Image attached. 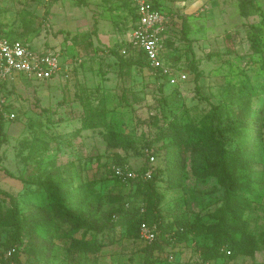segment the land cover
<instances>
[{
  "label": "rangeland",
  "instance_id": "1",
  "mask_svg": "<svg viewBox=\"0 0 264 264\" xmlns=\"http://www.w3.org/2000/svg\"><path fill=\"white\" fill-rule=\"evenodd\" d=\"M150 1L176 17L169 63L187 80L175 87L152 70H120L118 56L108 53L122 49L131 34L129 0H0V36L23 39L36 52L54 51L63 65L54 80L15 78L4 91L10 106L0 119V167L15 179L0 171V205L18 206L25 224L19 250L48 249L44 258L23 250L9 264H197L216 241L218 231L207 235L204 226L217 221L228 193L211 173H201L204 165L214 163L213 153L200 147L184 150L173 172L161 144L145 143L157 124L207 121L213 107L222 120L235 118L232 100L243 94L245 83L254 88L264 84V0ZM190 59L200 76L197 83L189 73ZM90 118L141 143L113 149L101 135L107 132L104 126L84 128ZM225 138L228 149L243 140L235 132ZM248 149L253 158L235 174L236 189L249 190L243 196L248 207L229 228L243 227L254 252L233 264H264V129ZM152 154L154 161L148 163ZM124 168H148L161 197L137 203L143 207L140 214L151 212L148 222L157 229L158 238L150 245L129 237L119 225L128 186L113 176ZM46 176L64 185L66 204L84 218L74 239H105L113 224L116 242L98 254L77 250L69 238L71 226L57 221L38 187ZM3 222L0 262L8 257L3 244L13 242L7 219ZM37 222L56 225L55 236L46 241L35 236ZM170 226L180 232L172 242L165 238Z\"/></svg>",
  "mask_w": 264,
  "mask_h": 264
},
{
  "label": "trees",
  "instance_id": "2",
  "mask_svg": "<svg viewBox=\"0 0 264 264\" xmlns=\"http://www.w3.org/2000/svg\"><path fill=\"white\" fill-rule=\"evenodd\" d=\"M150 1V0H148ZM155 8H159V4L150 1ZM129 9L131 14V29L134 27L137 17L135 15L134 9L131 6V0H129ZM168 13V12H167ZM182 32L185 34V23H182ZM174 33L172 29L169 30L168 37H166V46L161 56L163 65L169 66L171 47L174 45ZM8 39V38H6ZM9 41H21L23 39H8ZM127 46L126 44L123 45ZM121 46H119L120 48ZM122 48V47H121ZM121 49L112 48L108 51L111 56H118V65L120 70L129 68H138L139 70H152L159 76V71L151 69L148 62L143 59L141 53H136L132 51L131 48L127 49V55L122 56L120 54ZM192 59L188 63L189 73H193V81L196 83L199 80V74L196 72L195 68L191 66ZM172 69V64H170ZM179 68V67H178ZM177 68V69H178ZM161 77V76H159ZM18 78H21L20 76ZM163 78V77H162ZM164 79V78H163ZM12 83H10L11 85ZM9 85V86H10ZM175 87V86H173ZM197 85L195 90L197 91ZM7 87L5 86V90ZM123 98V97H122ZM260 98L264 99V84L254 88L248 82L244 85V91L242 95H238L232 100L235 108L238 110L235 118L221 119L219 114V108L213 107L212 114L209 116L207 121L194 122H180L175 119L169 121H163L161 124H157L156 131L153 134L151 140L146 144H161V150L164 152L168 158L167 164L171 171L175 172L178 169L179 161L184 150L192 149V147H200L205 150L212 152L214 156V163L206 164L203 166L202 174L211 173L215 176L223 187L226 188L228 193L226 202L224 204L223 210L219 213L217 221L214 224H208L206 227L207 235L212 234L214 230L218 231L217 239L213 243L210 250L207 252L202 259L199 260L197 264L204 262H219L223 261L226 264H233L238 256H251L254 252V248L251 246V235L249 236L244 232L243 227L234 229L232 232L229 228L230 224H237L238 216L244 213L247 209V201L243 197L244 194L248 193L249 190L245 188L244 190H237L235 187L236 177L235 174L237 170L247 168L250 160L253 158V151L248 149V145H253V141L258 134L262 133L264 129V101H259ZM260 103L256 109L255 106ZM8 103L0 105V119L6 114ZM92 121L91 118L87 120L84 124V128H90L93 126H104L106 133H102L103 139L106 141L108 146L113 149L127 150L132 148L134 145H138L140 140H136L133 137H127L122 135L110 127L103 125L100 122H89ZM235 132L237 135L242 137V144L237 145L234 149H228L227 139L225 135L228 133ZM144 135H142V138ZM147 157V162L149 158ZM154 158V154H152ZM6 177L15 179V177L7 171L4 167H0ZM149 171L148 168H144L139 172H135L138 178L135 180H129L123 182L121 179L113 176L114 181L121 186H128L127 194L123 198V207L126 208L124 212L119 213V225L127 228L128 236L138 240V228L141 223L149 224V219L147 215H151L148 211L147 215L145 213L140 214V205L137 203H144L147 201L151 202V199H159V195L154 191V177L148 180L143 178L145 172ZM20 180V179H19ZM23 183V180H20ZM39 189H41L47 196L49 202L53 207V212L57 218V221L62 223H67L71 226V233L69 235L72 239V244L76 245L77 250L85 251L86 253L98 254L103 247H107L109 244L116 242L114 239L115 225H110L112 232L106 234V238H98L99 236H93L87 239L85 236H81L79 239H74L73 235L77 233L84 226V218L71 211L70 207L66 204L64 185L57 181L54 176H46L41 182L38 183ZM240 191V193H239ZM244 191V192H242ZM237 217V219H236ZM116 218V217H115ZM3 219H7L5 225L8 226L9 231L12 232L13 242L11 244L4 243L3 246L7 250L8 257H4L0 264H9L8 262L16 260L19 258L23 250H27L31 255L44 258L48 249L45 245L39 248H34L33 246L19 250L22 246L23 235L25 224L20 219L18 206L15 204L10 208L3 207L0 205V229L4 224ZM240 224V221H239ZM238 224V225H239ZM35 231V236L40 239L47 238L52 239L57 231L56 225L47 223L46 225L37 222L36 225L32 226ZM172 230V231H171ZM167 235L165 238L168 241H174L177 236H180V232L174 227L170 226L167 229ZM228 232H232L228 235ZM209 233V234H208ZM108 235V236H107ZM158 238V234L156 240ZM156 240L154 242H156ZM153 242V243H154ZM45 244V243H44ZM25 247V246H24ZM13 250V253L11 251ZM225 252H229V256H226ZM11 253V254H10ZM9 260V261H8ZM18 264V262L16 261Z\"/></svg>",
  "mask_w": 264,
  "mask_h": 264
},
{
  "label": "built area",
  "instance_id": "3",
  "mask_svg": "<svg viewBox=\"0 0 264 264\" xmlns=\"http://www.w3.org/2000/svg\"><path fill=\"white\" fill-rule=\"evenodd\" d=\"M137 21L131 29L127 46L120 50L122 56L127 55V49L131 48L135 54L141 53L143 59L149 63L151 69L159 71L170 86H178L187 80L185 74L178 69L168 68L161 60L166 46V37L176 21V17L155 8L148 0H131ZM62 63L56 52H36L30 45L21 41H9L0 36V105L7 103L4 91L15 78H29L37 82H48L58 78L62 74ZM10 119L13 115L9 116ZM154 158L151 156L149 162ZM151 171L144 173L143 178H151ZM114 176L123 182L135 180L138 175L128 169H116ZM157 237L155 225L141 223L138 228V240L146 245L152 244ZM13 253V250L11 251ZM229 256V252H225ZM200 264H226L219 262H204Z\"/></svg>",
  "mask_w": 264,
  "mask_h": 264
}]
</instances>
